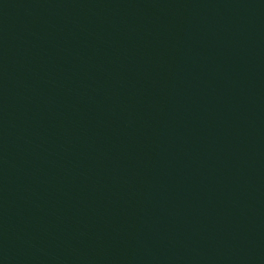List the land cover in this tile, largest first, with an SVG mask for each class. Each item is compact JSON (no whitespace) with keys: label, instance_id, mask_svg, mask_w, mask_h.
<instances>
[{"label":"water","instance_id":"95a60500","mask_svg":"<svg viewBox=\"0 0 264 264\" xmlns=\"http://www.w3.org/2000/svg\"><path fill=\"white\" fill-rule=\"evenodd\" d=\"M0 264H264V0H0Z\"/></svg>","mask_w":264,"mask_h":264}]
</instances>
